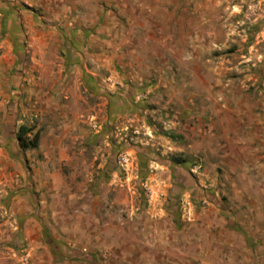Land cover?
<instances>
[{
	"label": "rangeland",
	"instance_id": "obj_1",
	"mask_svg": "<svg viewBox=\"0 0 264 264\" xmlns=\"http://www.w3.org/2000/svg\"><path fill=\"white\" fill-rule=\"evenodd\" d=\"M0 7L1 32L17 36L16 62L0 46V166L17 180L0 179V264H50L45 246L56 262L65 255L56 247L78 245L75 222L62 229L57 205L25 180L26 170L63 165L47 156L62 149L80 167L73 184L97 188L103 209L113 204L115 226L136 234L150 204L158 218L162 207L178 216L161 246L147 235L143 263L264 264V0ZM22 126L39 132L37 148L21 147Z\"/></svg>",
	"mask_w": 264,
	"mask_h": 264
},
{
	"label": "crops",
	"instance_id": "obj_2",
	"mask_svg": "<svg viewBox=\"0 0 264 264\" xmlns=\"http://www.w3.org/2000/svg\"><path fill=\"white\" fill-rule=\"evenodd\" d=\"M2 11L0 7V12ZM11 28V26H10ZM10 28L5 29L3 26L1 32L0 27V46L5 45L7 42L10 44L12 48H14V61H17V36L13 34ZM3 57V58H2ZM4 56H0V61ZM1 77V70H0ZM12 77L10 73V78ZM13 77H16L13 75ZM16 79L14 80V83ZM54 97V95H53ZM53 98H51L52 100ZM49 98V101H51ZM72 124V123H71ZM74 126V125H72ZM66 127L64 130L65 135L57 136L56 139L58 141V146L61 145V141L67 135L68 131L72 127ZM57 155L58 158H62L64 161L63 165L58 167L55 166H44L43 168L34 169L31 171H25L27 181H35L41 184L39 186V190L42 191L40 194V201L43 205H47L51 201V205L56 204V210L53 212L58 217H64L65 226L62 224L61 227L64 230H69L73 227L75 222V227L77 228V232H75V239L78 240V245L74 248H65V247H56L58 251H64L65 255L61 259H57V261H53V253L55 252V247L53 245L45 246L47 253H49L50 264H156L155 262H145L143 263V259L145 256L147 258L150 256V246L145 245L146 237L149 235V242L155 243L157 242L158 246L163 244L162 241L158 237H162V230L165 228L164 226L170 225L175 226L174 220L178 222V216L175 218L167 212V208H161V213L165 214V217L158 218L160 215V209L152 204L145 210L144 219V228L137 230L136 234L137 239L130 240L132 236L136 234H132L130 228L127 226L128 224H121V227L115 226V215L113 213V204L108 205V201L106 202L105 209H103V205L99 203L97 188H94L92 191V187H87L86 182H78V184L74 185L75 174L81 172L80 167L72 164V155L66 149L58 150L57 153L53 152L51 154L50 150L48 151L47 156ZM82 168V167H81ZM5 168L0 166V179L3 183L11 187L15 181H17L13 176V173L5 174ZM114 173V170H112ZM28 183V182H27ZM112 183V182H111ZM28 184H25L22 191H27L26 187ZM97 185V183L92 184ZM45 189V191H44ZM75 189V190H74ZM109 190L111 188H108ZM44 191V192H43ZM17 192V190H16ZM108 193H106L107 195ZM15 200L17 201L18 197L15 196ZM25 199V197L19 198ZM80 199V200H78ZM63 206L60 208L59 205ZM73 204H75V208H73ZM170 215V216H169ZM56 217V216H54ZM71 224V225H70ZM164 225V226H163ZM178 227V225H176ZM121 233V237L125 236L127 242L122 248L115 244V235L119 236ZM152 233V234H151ZM155 236V238L152 237ZM142 237L139 239V237ZM167 243V241H165ZM136 245V246H135ZM173 246H170V248ZM56 253V252H55ZM60 253V252H57ZM73 254V255H72ZM182 254L186 255L185 252ZM116 255V256H115ZM49 261V259H48ZM188 257L185 256V260L181 261L180 264H188ZM191 261H189L190 263ZM158 264H162L158 263Z\"/></svg>",
	"mask_w": 264,
	"mask_h": 264
},
{
	"label": "trees",
	"instance_id": "obj_3",
	"mask_svg": "<svg viewBox=\"0 0 264 264\" xmlns=\"http://www.w3.org/2000/svg\"><path fill=\"white\" fill-rule=\"evenodd\" d=\"M32 131L31 128L22 126L18 133V140L23 149H33L39 146V132H37L33 138L28 136V133Z\"/></svg>",
	"mask_w": 264,
	"mask_h": 264
}]
</instances>
